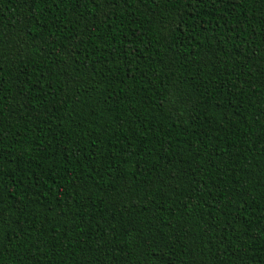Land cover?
Instances as JSON below:
<instances>
[{"label": "trees", "instance_id": "trees-1", "mask_svg": "<svg viewBox=\"0 0 264 264\" xmlns=\"http://www.w3.org/2000/svg\"><path fill=\"white\" fill-rule=\"evenodd\" d=\"M0 264H264V0H0Z\"/></svg>", "mask_w": 264, "mask_h": 264}, {"label": "snow or ice", "instance_id": "snow-or-ice-1", "mask_svg": "<svg viewBox=\"0 0 264 264\" xmlns=\"http://www.w3.org/2000/svg\"><path fill=\"white\" fill-rule=\"evenodd\" d=\"M112 0H101V4L104 6L105 13L110 11Z\"/></svg>", "mask_w": 264, "mask_h": 264}]
</instances>
